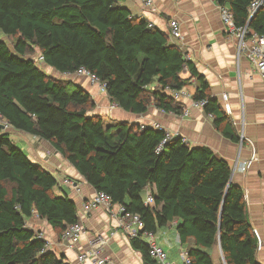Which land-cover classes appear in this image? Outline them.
Here are the masks:
<instances>
[{
    "label": "trees",
    "instance_id": "trees-1",
    "mask_svg": "<svg viewBox=\"0 0 264 264\" xmlns=\"http://www.w3.org/2000/svg\"><path fill=\"white\" fill-rule=\"evenodd\" d=\"M119 1L0 0V32L13 41L10 49L0 38V264H68L45 249L27 221H46L59 239L78 221L75 202L56 194L54 176L16 146L13 131L47 142L95 192L138 215L144 231L155 234L176 222L192 264H259L243 192L231 183L225 161L179 137L157 151L164 132L150 126H104L102 116L91 114V95L58 77L84 68L105 85L110 103L133 115L150 107L180 115L184 104L165 89L181 90L193 81L192 100L205 102L203 110L222 136L240 141L204 76L169 34L132 16ZM214 1L236 26L264 35V9L249 17L254 0ZM148 189L152 204H145ZM129 243L144 264H155L145 241ZM214 251L222 255L217 263Z\"/></svg>",
    "mask_w": 264,
    "mask_h": 264
},
{
    "label": "crops",
    "instance_id": "crops-1",
    "mask_svg": "<svg viewBox=\"0 0 264 264\" xmlns=\"http://www.w3.org/2000/svg\"><path fill=\"white\" fill-rule=\"evenodd\" d=\"M144 1L119 2L132 16L147 20L165 33L169 34L171 21L178 23L181 40L175 44L204 76L212 96L228 116L240 141L233 142L222 136L202 109L192 108L187 117L164 113L154 107H150L146 114L133 115L117 107L112 108L113 103H110L106 94L100 92L98 86L89 79L74 76L67 80L91 95L95 103L91 114L102 116L104 126L159 123L167 131L186 139V145L190 148L206 147L216 158L225 161L231 168V183L243 192L250 224L258 241L256 261L264 264V79L245 57L238 59L237 43L228 37L214 0H152L150 8L144 5ZM49 71L54 74V71ZM182 75L188 77L186 71ZM185 89L190 96L194 95V82ZM183 103L188 106L190 99ZM17 134L24 138L20 139L24 145L22 149L31 162L54 176L57 181L56 194L66 193L75 202L78 219L85 229L80 243L76 248L69 249L46 221L31 217L27 226L43 234L50 243L49 249L63 256L66 263L78 264L77 254L86 251L94 240L102 238L106 240L102 250L104 257L118 264H144L142 255L131 248L129 239L117 227L112 212L102 207L89 216L83 215L82 204L96 192L79 173L47 142L25 133ZM250 158H253L251 166L245 173H241L238 165ZM63 177L77 183L81 189L80 194L75 196L72 188L59 184ZM176 226L177 223L172 222L158 230L154 237L155 242L166 252L168 260L180 264L181 252L187 247L180 243ZM219 258L222 259L221 253L214 251V262L217 263Z\"/></svg>",
    "mask_w": 264,
    "mask_h": 264
},
{
    "label": "built area",
    "instance_id": "built-area-1",
    "mask_svg": "<svg viewBox=\"0 0 264 264\" xmlns=\"http://www.w3.org/2000/svg\"><path fill=\"white\" fill-rule=\"evenodd\" d=\"M179 2L184 0H178ZM144 5L150 8L153 5L152 0H145ZM259 9H264V0H254L248 9L249 17H252ZM220 17L223 25L228 33V37L235 39L237 43V57H245L256 69L257 74L264 79V35L250 32L248 26H236L233 16L224 7L218 6ZM150 26H153L150 24ZM169 38L172 43L181 40V30L176 21H171L169 24ZM38 66L42 64L43 57L38 56ZM74 76L85 77L89 79L91 83L98 86L100 92L105 93V85L93 75H91L84 68L79 69L75 73L60 74V78L63 80L71 79ZM165 91L177 102H184L186 99H190V104L184 105L182 108L181 117H187L190 115L192 108L202 109L205 104L204 101H193L192 97L187 93L186 89L171 90L166 88ZM184 104V103H183ZM116 107L114 104L112 106ZM212 119L211 115H207ZM150 126L153 129L161 130L164 132V137L157 147V151L170 140L175 137L181 138L178 134L171 133L164 129L159 123L141 124V129ZM181 142L187 144L186 139L181 138ZM253 162V158L245 160L238 165V170L241 173H245ZM59 184L66 185L72 188L74 195L80 194L81 189L77 183L73 182L67 177H63L59 180ZM153 199L150 191L148 190L145 197V204H152ZM105 208L107 211L112 212L116 218V225L122 231L127 239L141 238L145 241L148 250V256L155 264H175L168 260L166 252L155 242L154 234L148 231H144V224L138 215L128 212L123 205H115L112 203L111 198L104 192H96L94 196L85 201L81 210L83 215L89 216L99 208ZM85 234V229L82 222L78 221L70 225L61 235V241L67 245L69 249H74L80 243L82 236ZM38 239H44L42 233L37 234ZM106 245V240L98 238L93 241L92 245L83 252H80L76 256L78 264H118L102 255V250ZM50 243L45 240V249H49ZM180 264H192V261L186 250L181 252Z\"/></svg>",
    "mask_w": 264,
    "mask_h": 264
},
{
    "label": "rangeland",
    "instance_id": "rangeland-1",
    "mask_svg": "<svg viewBox=\"0 0 264 264\" xmlns=\"http://www.w3.org/2000/svg\"><path fill=\"white\" fill-rule=\"evenodd\" d=\"M0 38H1L2 40H4V41L8 44V46H9L10 49H12V43H13V41H12L11 38H7V37H5V36H2V35H1V32H0ZM45 72H47V71H45ZM47 73H49V72H47ZM58 77L60 78V76H58ZM6 130H7V131H10L9 128H7ZM10 138L14 141V143L16 144V146H17L18 148H20L21 150H23L22 148H23L24 145L21 144L20 139H23V140H24V138H21L20 135L17 134V132L11 133V134H10ZM23 151H24V150H23ZM24 153L26 154V151H24Z\"/></svg>",
    "mask_w": 264,
    "mask_h": 264
},
{
    "label": "water",
    "instance_id": "water-1",
    "mask_svg": "<svg viewBox=\"0 0 264 264\" xmlns=\"http://www.w3.org/2000/svg\"><path fill=\"white\" fill-rule=\"evenodd\" d=\"M0 127H1L2 129H5V126H4V125H2V124L0 125Z\"/></svg>",
    "mask_w": 264,
    "mask_h": 264
}]
</instances>
